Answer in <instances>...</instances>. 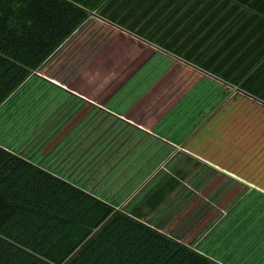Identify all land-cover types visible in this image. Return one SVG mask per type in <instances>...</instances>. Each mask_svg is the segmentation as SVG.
Here are the masks:
<instances>
[{
    "label": "trees",
    "instance_id": "trees-1",
    "mask_svg": "<svg viewBox=\"0 0 264 264\" xmlns=\"http://www.w3.org/2000/svg\"><path fill=\"white\" fill-rule=\"evenodd\" d=\"M196 5L209 13L204 19L181 14L183 0H0V107L93 12L168 54L200 56L202 70L264 101V0ZM208 27L220 29L191 46ZM171 181L148 207L164 200ZM142 217L140 208L122 212L0 145V264H219Z\"/></svg>",
    "mask_w": 264,
    "mask_h": 264
},
{
    "label": "rangeland",
    "instance_id": "rangeland-1",
    "mask_svg": "<svg viewBox=\"0 0 264 264\" xmlns=\"http://www.w3.org/2000/svg\"><path fill=\"white\" fill-rule=\"evenodd\" d=\"M152 47L93 12L0 107V145L125 213L179 168L196 192L188 181L200 165L190 142L157 138L146 129L151 116L170 110L183 93V83L176 89L169 83L173 56ZM224 90L223 102L238 94ZM194 194L179 197L214 205L211 196ZM145 212L141 221L154 228ZM216 213L213 225H219L191 248L203 252L218 236L225 251L215 262L264 264V227L242 225V212ZM214 245L209 249L220 244Z\"/></svg>",
    "mask_w": 264,
    "mask_h": 264
},
{
    "label": "crops",
    "instance_id": "crops-1",
    "mask_svg": "<svg viewBox=\"0 0 264 264\" xmlns=\"http://www.w3.org/2000/svg\"><path fill=\"white\" fill-rule=\"evenodd\" d=\"M200 1L204 0H183L184 6L180 13L185 17L189 14L195 19H204L205 14L209 13L201 10L202 5H196V2ZM189 8L193 10L188 11ZM216 16L220 17V12ZM188 27L189 24L186 28ZM196 28L198 23L193 27V31L184 33L193 34ZM209 29L211 28L196 32L198 37L189 44L199 45L201 37L206 33L216 35L217 29L220 28L214 31H208ZM185 40L186 38L182 42ZM209 42L208 40L206 45L210 44ZM187 44L188 42H184L183 45ZM216 44L217 40L213 44L214 50L217 48ZM151 45L158 49L154 44ZM206 45L199 50L203 51V48L208 47ZM176 48L178 47H174ZM184 49L187 50L186 47ZM172 56V60L167 64L168 68L173 64L172 76L168 77L169 83L177 84L174 89L179 88L183 83L181 88L183 93L170 110L151 116L149 121L152 124L146 129L157 138L163 137L171 142L181 139L190 142L188 150L198 156L200 166L189 176L188 182L194 185L197 191L187 188L186 171L179 168L173 174L158 181L155 187L131 208V211L140 208L142 218L147 216L145 210L150 211L149 222L154 224L156 230L190 248L196 242L205 240L206 236H210V233L216 229L220 223L213 225L217 219H215L216 212L221 210L229 211V217L242 212L243 218H241L245 221L242 225L264 227V101L256 95L236 90L239 96L236 94L223 102L222 100L229 93L224 89L232 87L224 83L221 78L202 70L199 67L200 56L197 60H194V56L189 60L185 55ZM142 112L136 111L135 115L143 116L144 111ZM196 155L192 157L195 158ZM52 173L59 176L57 173ZM59 177L64 179L62 176ZM171 179L177 182L176 186L167 189L164 200L159 205L155 208L148 207L147 198L157 188L163 185L169 187L172 183ZM82 189L115 207L111 201ZM194 193L211 196L210 199L215 206L207 205L198 197L188 198L190 201H183L182 197H179L195 195ZM169 196L173 198L168 199ZM170 200L175 201V204ZM217 242L218 236L208 242L203 252L199 253L215 260L225 251V246L221 243L218 245ZM214 244L218 246L212 251L209 247ZM217 263L223 264L219 261Z\"/></svg>",
    "mask_w": 264,
    "mask_h": 264
}]
</instances>
